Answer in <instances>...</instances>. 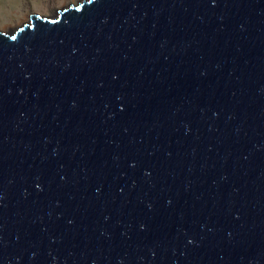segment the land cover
Listing matches in <instances>:
<instances>
[{"label":"water","instance_id":"95a60500","mask_svg":"<svg viewBox=\"0 0 264 264\" xmlns=\"http://www.w3.org/2000/svg\"><path fill=\"white\" fill-rule=\"evenodd\" d=\"M70 5L0 30V264H264V0Z\"/></svg>","mask_w":264,"mask_h":264},{"label":"rangeland","instance_id":"374dc122","mask_svg":"<svg viewBox=\"0 0 264 264\" xmlns=\"http://www.w3.org/2000/svg\"><path fill=\"white\" fill-rule=\"evenodd\" d=\"M80 0H0V30L12 31L29 20L31 13L54 17L57 10Z\"/></svg>","mask_w":264,"mask_h":264},{"label":"snow or ice","instance_id":"6c2138e0","mask_svg":"<svg viewBox=\"0 0 264 264\" xmlns=\"http://www.w3.org/2000/svg\"><path fill=\"white\" fill-rule=\"evenodd\" d=\"M212 3H216V0H211ZM89 4L94 3V0H88ZM69 7H79V5H69ZM37 187H39V185H37Z\"/></svg>","mask_w":264,"mask_h":264}]
</instances>
